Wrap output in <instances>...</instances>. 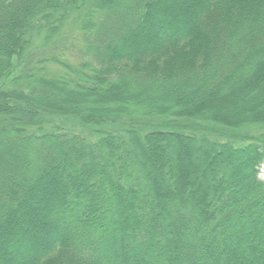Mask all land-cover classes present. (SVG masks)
Here are the masks:
<instances>
[{
    "label": "trees",
    "instance_id": "1",
    "mask_svg": "<svg viewBox=\"0 0 264 264\" xmlns=\"http://www.w3.org/2000/svg\"><path fill=\"white\" fill-rule=\"evenodd\" d=\"M0 264H264V0H0Z\"/></svg>",
    "mask_w": 264,
    "mask_h": 264
},
{
    "label": "rangeland",
    "instance_id": "2",
    "mask_svg": "<svg viewBox=\"0 0 264 264\" xmlns=\"http://www.w3.org/2000/svg\"><path fill=\"white\" fill-rule=\"evenodd\" d=\"M63 30H68V29H63ZM73 33V31H67L66 33ZM65 33V34H66ZM63 36V35H62ZM65 39V37H63V39H61V40H59L58 42H57V44L58 43H60V42H62L63 40ZM35 42H36V44H39V41H37V40H35ZM43 49H46V47H43ZM42 50V48L41 47H37L36 48V50L34 51V55L36 56V55H38V54H40L39 52ZM36 52V53H35ZM73 53V52H72ZM73 59H76L75 57L73 58ZM128 120V118H126V117H124V118H122L121 119V121H119V124L120 123H122V122H126ZM168 120H171V119H168ZM180 122H182V123H187L188 121H180ZM252 132H254L253 130H252ZM263 175L261 174L260 175V177H262Z\"/></svg>",
    "mask_w": 264,
    "mask_h": 264
}]
</instances>
